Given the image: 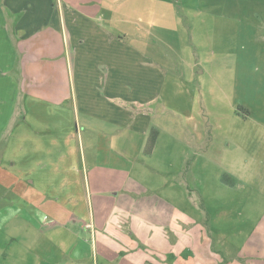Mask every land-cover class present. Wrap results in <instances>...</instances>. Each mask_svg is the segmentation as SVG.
<instances>
[{"label": "crops", "instance_id": "0c3cea01", "mask_svg": "<svg viewBox=\"0 0 264 264\" xmlns=\"http://www.w3.org/2000/svg\"><path fill=\"white\" fill-rule=\"evenodd\" d=\"M233 1L0 0V264H235L210 215L190 211L185 170L241 188L261 213L245 245L264 250V102L256 114L247 99L252 69L199 67L237 59L233 44L250 56L241 23L253 22ZM29 101L41 105V207L30 192L6 199L36 190Z\"/></svg>", "mask_w": 264, "mask_h": 264}, {"label": "rangeland", "instance_id": "374dc122", "mask_svg": "<svg viewBox=\"0 0 264 264\" xmlns=\"http://www.w3.org/2000/svg\"><path fill=\"white\" fill-rule=\"evenodd\" d=\"M170 2L172 0H169ZM192 1V0H191ZM197 0H194V2ZM209 3H217L220 5L227 4V2H235L233 0H208ZM207 2V3H208ZM247 5V9L243 12L235 11L232 12L235 18H238L241 22L242 19H248L253 22V24H248L247 22L241 23V26L244 25L243 29L246 31H251L250 34L253 37L254 42L248 43L249 49L252 51L249 52L250 56H243L241 50V44H233V47L237 49V53H239L237 59H217L216 56L212 57V60H203L201 59L199 67L210 66L209 63H213V65L218 66L221 62H228V65H236L239 69L247 68L252 69L251 77H248V96L249 99L253 103V110L256 114H258L257 110L259 109V105L264 102V42L260 41L259 31L264 32V0H244ZM255 22V23H254ZM180 51V49H179ZM192 52V50H191ZM189 61L198 63V59L192 60L189 58ZM209 62V63H208ZM198 66V65H197ZM247 66V67H245ZM234 93V91H231ZM242 91L239 90L237 95H241ZM240 96H237L239 99ZM18 100L23 101L21 92L18 94ZM29 106H27L28 117H27V133L37 135L36 140L39 144V148L36 150H32L26 156L27 164L31 169H35V165H37V171H33V176L30 179H35V192L28 190L26 187H30V184L27 186L16 185L14 189L8 190L9 196L6 199H10L16 203L18 197H20V191H23L24 195H28L30 192V197L38 198L39 203L35 205H39L41 207V105H35L32 101H29ZM28 105V104H27ZM24 106V105H23ZM20 114V111L19 113ZM17 114V115H18ZM25 116V112L23 114ZM28 136V135H26ZM31 147V145H29ZM81 162V161H79ZM73 174L70 171L64 172ZM212 172H188L185 170L179 179V183L186 186L189 189V193L192 196V202L188 204V207L191 208L190 211L195 214L204 213L208 216L210 215V221L214 226L218 227L219 230L223 231L222 234L210 236V238L216 239V246L221 250L225 261H235V264H258V261H261L264 258V250L263 251H254L251 248H248L245 245V241L249 235V232L252 230L253 221L255 222L256 216L261 217L260 211L254 213V217L252 218L247 210V204L244 201L238 200L240 194L242 192L241 188L233 189V191H237L239 195H235L234 193L227 194L226 190L223 188L216 187L211 180ZM256 175L264 174L263 171L255 172ZM52 173L49 171L46 173V177H50ZM56 176V175H55ZM57 177V176H56ZM225 178H228L226 175ZM232 180L237 183V181L232 177ZM38 185V186H37ZM24 187V188H23ZM250 190V188H243ZM237 196V202L232 199ZM217 198H220L218 201ZM30 205V203H29ZM34 205L31 204L30 207ZM49 205H47L48 207ZM46 208V206H44ZM31 210V209H30ZM227 216L230 219H227ZM264 225L261 224V226ZM247 257V258H246Z\"/></svg>", "mask_w": 264, "mask_h": 264}, {"label": "trees", "instance_id": "16d2710c", "mask_svg": "<svg viewBox=\"0 0 264 264\" xmlns=\"http://www.w3.org/2000/svg\"><path fill=\"white\" fill-rule=\"evenodd\" d=\"M22 98H23V101H19L17 102V107H16V115H15V119H14V123L13 125H11L12 127H14L19 121L18 119L19 118H23V114H24V95L22 94ZM20 111V114H18ZM18 114V115H17ZM12 129V128H11ZM156 138H157V133L154 131L150 138H149V142H148V145H147V150H146V153H150L152 152L153 148H154V145H155V142H156Z\"/></svg>", "mask_w": 264, "mask_h": 264}, {"label": "built area", "instance_id": "2783aa9c", "mask_svg": "<svg viewBox=\"0 0 264 264\" xmlns=\"http://www.w3.org/2000/svg\"><path fill=\"white\" fill-rule=\"evenodd\" d=\"M89 227H91V226H89Z\"/></svg>", "mask_w": 264, "mask_h": 264}]
</instances>
